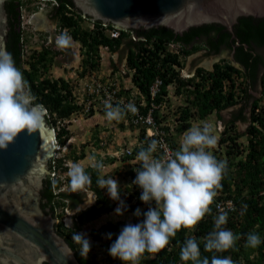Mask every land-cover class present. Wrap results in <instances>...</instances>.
<instances>
[{"label":"trees","instance_id":"16d2710c","mask_svg":"<svg viewBox=\"0 0 264 264\" xmlns=\"http://www.w3.org/2000/svg\"><path fill=\"white\" fill-rule=\"evenodd\" d=\"M59 2L61 4L57 12L59 27L63 35L80 44L79 48L82 55L81 68L78 70V73H75L76 76L74 78H65L51 74L50 69L54 65V56L58 52L46 44H43L41 49L39 47L32 48L24 60H22L23 52L21 46V66L40 105L46 109L50 125L58 127L56 133L59 143L64 144L70 136V131L66 128L65 124H62L61 127L57 124L69 118L75 112L83 110V105L79 103L74 94L78 86V80L83 78L87 72L97 70L100 67L102 60L99 52L100 46H105L110 51H114L118 49L122 39L120 37L114 39L106 35L102 22L99 21L93 20L94 26L91 29H88L86 25L83 27V17L78 14L75 15L66 2L61 0ZM125 36H128V32L122 31L121 37ZM145 36L147 39H151L152 48L150 49L152 51L154 48L155 51L151 53L141 43L134 49H130L127 65L130 68H134L132 76L133 84L127 85L129 87L125 89H120V94L127 99L133 98L132 91L137 89L138 92L134 98H139L138 96L143 97L146 103L143 111H146L152 101L149 96V86L156 77L162 80L160 91L153 99L154 103L160 106L159 108L164 105V102L169 100L168 98H164V96L170 93V86L176 85V93H183L187 103L178 106L179 114L175 120L179 123L175 124L174 129H170L165 124V116L159 108H155L152 111L157 124L169 133V139H167L169 147L172 151H175L179 147L178 136L183 135L193 124V118L212 122L214 130H217L215 122L221 120L224 122L225 129L218 136V145H221L222 149L225 148L224 160L228 162V174L222 181V189L218 191L213 204L210 206L212 209L211 214L206 215L192 230L181 229L176 237L172 238L169 244L159 252L151 254L146 252L140 264H182L179 252L183 241L188 236H194L198 241H201V254L202 256H208L209 259H211L212 255H217L231 257L234 264H264V103L261 102L264 97L255 99L247 116L245 105H242L231 114L230 118L224 119L222 110L234 106L243 100H247L250 96L246 87L240 85L238 90L234 88V79H236V76H240V70L232 65H216L213 72L205 71L206 77H203L202 80H199L196 84L191 82L194 88H187L186 85L190 84V81L181 80L174 73V69L171 68L170 64L167 63L166 65L167 60L174 58H167L168 52L165 50V44L172 38L154 34ZM66 48H69V45L63 47L61 52L66 50ZM160 51L163 52L162 57ZM169 55L172 56L174 54L169 53ZM162 67L168 68L163 70ZM115 73L120 76L117 69H115ZM206 78H210L207 85L205 83ZM117 80L121 81V78L119 77ZM122 85L124 84L122 83ZM168 103H170V100ZM238 120L248 121L249 123L243 133L237 130L235 121ZM123 124H126L127 127L133 130V134L137 136L139 141L132 147L130 152H126L122 156L123 173H120V175L126 178V180L125 182H119L120 198L126 205L124 211L132 214L133 218L131 222L104 221L96 229H91L87 234L94 241H99L102 244H104V241L108 242V248L126 224L141 222L143 220V213L149 208V205L139 199L142 190L132 185V181L136 177L134 169L139 167L135 157L140 147L142 145L146 146L149 141L144 139V127L142 125L136 126L123 122L120 123V127L124 128L125 125ZM85 145L82 144L78 152L71 150L69 154L54 159L57 166H62L63 162L69 158L74 161V165L78 164L84 168L90 174V183L85 187L92 190L96 195L95 203L77 211L73 215L71 226H66L62 220L55 226L57 233L66 238L78 254V246L72 241V233L74 231L81 233L80 230L84 224L104 214L114 212L115 206L118 203V201H113L108 196L106 190L97 187V174L93 169V165L84 166L83 162L86 160ZM92 145L98 149H104L105 147L98 136L95 137ZM215 151L213 152L214 154L220 153L222 150L217 148ZM155 155L162 157L163 153L162 151H157ZM216 158L221 159L217 154ZM116 160V157L106 155V159L100 161L107 164L106 162L114 163ZM62 171L65 175L64 182L59 179H51V202L54 211L56 206L62 208L56 214L57 216H62L66 206L75 207L80 202L78 199L79 194L73 193L70 188L69 168L62 167ZM112 171L119 174V171L116 169ZM105 176L112 175L105 173ZM63 184L67 186L68 191L59 190L56 192L55 189H59ZM220 199H231L233 201L234 208L228 211V222L225 227L239 235L240 239L236 242L234 250L222 253L206 252L203 247V239L213 230V217L219 213L216 209V202ZM137 208L141 210L142 215L140 217L134 215ZM249 232H256L261 237L262 243L255 249L244 246ZM109 234H111L110 239L108 238ZM79 256L81 257L80 254ZM81 258L87 264H100L94 253L92 242L87 258ZM115 264H123V262L117 259Z\"/></svg>","mask_w":264,"mask_h":264},{"label":"clouds","instance_id":"9594fccd","mask_svg":"<svg viewBox=\"0 0 264 264\" xmlns=\"http://www.w3.org/2000/svg\"><path fill=\"white\" fill-rule=\"evenodd\" d=\"M92 21H85V25L88 28H93L94 25H91ZM28 23L30 25V21H28ZM125 32H127V29ZM69 39L71 38L66 35H61L57 38V45L59 47H67ZM100 47H102V50H99L100 56L103 58L105 54L103 50L107 47ZM54 63H56L55 59ZM99 69L100 67L97 70L89 72H98ZM52 72V69H50L51 74ZM126 72L129 73L130 70H126ZM93 76L102 78L105 75L102 77L98 75ZM80 80H78V86L74 94L79 103L83 105V110L77 113L87 112L86 115L89 116L96 114L98 111L105 110V117L107 120H121L125 117V122L130 123L127 114H135L137 112V108L133 102L113 105L110 100H106L104 105H100L96 102L87 105L88 97L83 92ZM119 82L120 85L123 86V80ZM127 85L126 87H129ZM137 92V89H134L132 91L134 95L132 96L135 97ZM138 97L139 98H135L138 102L143 99L141 96ZM262 97H264V87L262 96H260L259 99ZM164 98H168L170 103H168V100L164 102L161 108H159L160 106L157 107L163 112L164 116L165 111L174 110L173 100L179 101V103L177 102L179 106L187 103L183 93H176L175 95L167 94ZM33 101L34 97L31 95L27 81L21 70L16 67L11 54L7 52L0 53V149H7L9 144L13 143L17 136L25 130H27L29 135L39 131L44 123V112L41 110L42 106L35 105ZM182 101H184V103H181ZM261 102L264 103V99ZM236 105H238V103ZM175 111L179 112L178 109ZM246 112L247 111H245V113ZM77 113L75 112L74 114ZM172 114L175 120L178 114ZM164 121L170 129L174 126H170V122L166 121V119H164ZM217 124L223 125L222 128L216 126L218 132L221 133L225 129V125L221 120H218L216 122V125ZM245 129H243V131ZM52 130L54 133L53 151H55L65 146V143H59L55 126H52ZM145 132L146 130L144 127L143 136ZM216 144L217 136L215 135L213 125L209 122L201 121L193 123L183 133L179 147L170 155H165L163 157H157L155 155L159 145L156 139H152L146 146L142 145L140 147L135 157L139 167L134 169L136 177L132 181V185L142 190L139 199L143 203L149 205V208L143 213V220L141 222L136 224L128 223L120 230L119 235L108 249V254L113 259H119L123 264H140L146 252L150 254L159 252L169 244L172 238L176 237L181 229L192 230L206 215L211 214L212 209L210 206L213 204L218 191L222 189V181L228 174V162L223 159H217L211 151ZM120 149L121 151L119 152L122 156L125 155L127 150H131L128 148ZM97 156L99 157L98 154ZM116 156L119 157L118 155ZM56 158L58 157L53 154L52 160ZM104 159H106V157ZM67 166L68 165L64 162L62 166H57L60 167V170L52 174L51 179H59L64 182L65 175L63 174L62 167ZM105 167L106 165L103 161L99 160L95 161L93 165V169L97 174V187L106 190L108 196L113 201H118V207L115 209V213L117 215H123V210L126 208V205L120 198V185L117 179L111 176H105ZM69 177L72 192H79L90 183V174L78 164L74 165L71 169L69 168ZM59 190L62 191L63 189H61V187L55 189L56 192ZM57 208L60 209L59 212L62 210L61 207H55L54 216L56 224L60 222V220L65 224L64 218L56 215L59 213ZM81 209L84 208H77L75 213ZM134 215L140 217L142 215L141 210L137 208ZM213 222V230L203 239L204 251L222 253L234 250L240 236L225 227L228 222V211L223 209L220 210L219 213L213 217ZM88 223L84 224L82 228L88 225ZM65 225L70 226L69 224ZM82 228L80 230L81 233L75 231L72 233V241L78 246L77 251L81 257L86 259L91 250V242L93 245L96 243L100 244V242L94 241L91 238H86V235L82 233ZM108 238H111V234L108 235ZM261 243L262 240L258 233L249 232L246 236L244 246L246 248L255 249ZM69 252L71 253V249H69ZM179 256L182 264H189V262L190 264H234L231 257L212 255L211 259H209L208 256H202L201 241H198L194 236H188L183 241ZM96 257L100 264H106L102 258Z\"/></svg>","mask_w":264,"mask_h":264},{"label":"water","instance_id":"95a60500","mask_svg":"<svg viewBox=\"0 0 264 264\" xmlns=\"http://www.w3.org/2000/svg\"><path fill=\"white\" fill-rule=\"evenodd\" d=\"M92 20L162 35L184 45L204 39L208 46L231 47L232 58L250 77L264 70V0H61ZM18 0H0V53H10L40 105L21 66ZM44 123L21 132L0 149V264H87L55 230L52 205L54 133ZM71 249V253L69 252Z\"/></svg>","mask_w":264,"mask_h":264},{"label":"rangeland","instance_id":"374dc122","mask_svg":"<svg viewBox=\"0 0 264 264\" xmlns=\"http://www.w3.org/2000/svg\"><path fill=\"white\" fill-rule=\"evenodd\" d=\"M42 6V5H39ZM41 13L42 18L44 19L46 23H44V21L41 19L39 20V22L41 21V24H45L47 26V29H51V34L52 36L50 37L49 40L47 39L48 33H44V32H40V31H35V33L31 30V28H33V26H30L29 24V30H27V32L31 35L28 38V43L25 45L26 50L30 51L33 47L38 46L39 44H47L50 45L53 49H55V47H58L57 45V38L60 37L61 35H63V33L61 32V30H53V24L47 20L46 18V10H39L38 15ZM29 13H27L26 15V21L30 20V18H32V14H30L28 16ZM52 21V20H51ZM35 22H32V25H34V27H40V26H36ZM37 22V24L39 23ZM28 23V22H27ZM85 24V23H83ZM27 25V24H26ZM69 48H66V58L61 57H56V60L58 59V61H56V63H53V67L52 69V74L54 76L56 75H63L64 77L66 76V78H74L76 76V72L78 73V70L81 68L80 64H79V58L80 56L77 57V60L74 61V57H73V53L76 51V47H74L76 45L75 41H73L72 39H69ZM114 57L113 60V65L111 64V56H109V54H106L104 56V58L101 60L100 62V69L94 72H88L86 74V76L84 78H82L80 80V84H83V82L85 80H87V78H89L91 75H98V76H103L106 75V72L109 71V69H111V67H113L114 69L118 70V67H116V65L123 66L124 62H123V55H120V53L117 51L115 52L114 56H112V59ZM120 59L122 63H120ZM115 61V62H114ZM123 68H126L125 66ZM126 69H124V73H119L120 75L125 74ZM121 78V77H120ZM122 80V79H121ZM80 96V95H79ZM179 101L177 100H173L172 103L174 104V110L172 111H165V117L164 119H166V121L170 122V126L174 125L171 127V129H174L175 124H178L179 122L174 120V116L172 113L175 114H179L178 111H175L178 109V103ZM181 103H184V101H182ZM87 112L83 113H77L72 115L69 119L64 121L59 122L57 125L58 126H62V124L66 125V128L70 131V136L68 137V139L65 141V146L61 147L58 150L53 151V154L57 157L61 156V155H67L69 154V152L75 151L78 152L79 148H81L80 146L82 144H86L84 146V151L86 153V160L85 162H83L84 166L86 165H94L95 161L97 160H102L107 156H111V157H116L117 158V162L115 161L114 163H108L106 167L104 168V173L112 175V178H115L118 180V183L120 181L125 182L126 178H123L120 173H123V162H122V154L119 152L121 151L120 148L124 149V148H128V149H132V147L134 145H136L138 143V139L137 136L135 134L132 133V129L127 127L126 124L124 128L120 127V123H123L126 121V118L124 117L121 120H114V121H109L106 119L105 117V110H101L98 111L96 114L93 115H86ZM246 115H248V111L246 112ZM218 121V120H217ZM216 121V122H217ZM197 122H201V120L195 119L193 118V123H197ZM215 122V128L217 129V127L222 128L223 125L222 124H217L216 125ZM210 123V122H209ZM212 123V122H211ZM240 124L243 125L242 128V132L243 129H245V127L248 124V121H244L241 122ZM217 126V127H216ZM52 128V126H51ZM56 131L58 130V127H55ZM131 131H130V130ZM241 130V129H240ZM220 132H218V129L215 130V135L217 136V144L214 146L213 149H211L212 152H216L215 150L217 148H220V150H222L220 153H216L217 156H219L221 159H225V153L224 150L225 148L222 149L221 145H218V136H219ZM98 136L99 139H102V144L105 145L104 149H98L96 146H93V142L95 141V137ZM182 135L178 136V142L180 143ZM97 154L99 155V158L97 157ZM216 154L213 153V155L216 157ZM116 155H118L119 157H117ZM64 163H66L70 169L74 166V161H72L71 159L67 158ZM116 169L119 171V174L117 172H113L112 170ZM112 171V172H111ZM61 189H63L64 191H68V188L65 184L61 185ZM73 193H78L79 194V204L75 207H70L69 205L66 206V208H64L63 210V214L62 217L64 218V222L65 224H69L71 226V223L73 222V213H75L77 208H85L88 207L89 205L93 204L95 202L96 199V195L95 193L90 190L89 188L84 187L83 189H81L79 192H73ZM116 208L118 207L117 205L115 206ZM115 208V209H116ZM115 209L114 212L110 213V214H104L103 216L99 217L98 219L88 223V225H86L85 227L82 228V233H84L86 235V238H89V236L87 235L88 231H90L93 228H96L100 223L104 222V221H113V222H131L132 220V214L126 212L123 210V215H117L115 213ZM59 208H57V211L59 212ZM71 222V223H70ZM102 243H96L94 244L95 248V253L96 256H98L99 258H102L104 262H106V264H115L117 259H113L109 254H108V242H103Z\"/></svg>","mask_w":264,"mask_h":264},{"label":"flooded vegetation","instance_id":"af4514ba","mask_svg":"<svg viewBox=\"0 0 264 264\" xmlns=\"http://www.w3.org/2000/svg\"><path fill=\"white\" fill-rule=\"evenodd\" d=\"M18 5L20 8V14H21L20 40H21V46H22V52H23L22 60H24L27 58V56L30 53V51H27L25 47V45L28 43L27 42L28 38L31 36L27 32V30H29V25H28L29 23L27 22L30 21V26H33V28H31L33 32L40 31V32L48 33L46 40H49L50 37L52 36L51 29H47V26H46L47 22L44 21V19L41 16V13L38 15V12L39 10H46V17H47L46 19L49 20L53 24V30H61L59 27L58 16H57V12L61 4L59 0H18ZM39 5H42V6H39ZM70 8L75 13V15L78 14L81 17H83L84 20L82 21V24L85 23V21L86 22L90 20L92 21V18L88 17L82 12L76 10L75 8L71 6ZM27 13H29L28 16L32 14V18H30V20L28 21H26ZM41 19L44 21V23H46V25L44 23L41 24V21L39 22V20ZM34 21H36L35 25L40 26V27L35 28L34 25H32V22ZM37 22L39 23L37 24ZM84 25L85 24H83L82 26L84 27ZM88 29H91V27H89ZM127 32H128V36H125L123 38L120 36V38L122 39V42L120 46L118 47V49L114 51H110L108 48H105L103 51L105 52L104 56L106 54H109V56H111L112 65L114 64L113 63L114 57L112 59V56H114L115 52L118 51L120 55H123V58H122L124 62L123 66L121 65L120 67L116 65V67H118V70H117L118 73H122V72L124 73V69L130 70L129 73L125 72V74L119 76L118 74L116 75L115 69L111 67V69H109V71L106 72L105 76H109V77L116 76V78L121 77V79L124 82V85L129 84L130 86L133 84L132 76L134 74V68H130L127 65L128 63L127 57L130 53V49H134L135 47H137L138 44L141 43V45L146 46L151 51L150 48H152V45H151V39H147L145 35H139L135 39H133L131 35H134V32L131 29H127ZM75 43L76 45L74 47H76V51L73 53V57L75 61L77 60V57L80 56L78 60L80 64L81 58H82V55L80 53V48H79L80 44L78 42H75ZM36 47H39L41 49L43 46L39 44ZM53 50L58 52L54 56L55 61H58V59L56 60V57L58 56L59 57L62 56L63 58H66V53H65L66 50L61 52L63 50V47L58 46V47H55V49ZM99 50L101 51L102 47H99ZM165 50L166 52H168L167 53L168 56L166 55L167 58L174 57L172 59L167 60L166 65L167 63L170 64L171 68L174 69V73L177 75L178 78L184 81H188V82L190 81V84L186 85L187 88H194L193 84H196L199 80H202L203 77H206L205 71L213 72L216 65H232L236 69L240 70V73H239L240 76H236L235 77L236 79H234L235 90H238L240 85H242L243 87L247 88L248 94H250L247 100H243L242 102L238 103L240 105H236L233 107H235V109H238L241 105H245V111L249 112L251 109V105L255 101V99H259V97L262 96L264 70L257 78L248 76L244 65L240 62L235 61L232 58L231 47L220 46L215 49H212L208 46V44L206 43L204 39H201L199 41H194L191 44L184 45L178 39L172 38L169 42L165 44ZM153 51H155L154 48L151 51V53ZM160 52H161L160 54L162 57L163 52L162 51ZM169 53H172L174 55L170 56ZM122 59H120V63H122L121 62ZM124 66L126 68H123ZM162 68L163 70H165L168 67H162ZM241 73L243 74L241 75ZM156 78H159V77H156ZM209 80L210 78H206V81H205L206 85L208 84ZM191 82H193V84H191ZM241 82L243 83L240 84ZM169 91L170 93H167V94L175 95L176 85L170 86Z\"/></svg>","mask_w":264,"mask_h":264},{"label":"built area","instance_id":"2783aa9c","mask_svg":"<svg viewBox=\"0 0 264 264\" xmlns=\"http://www.w3.org/2000/svg\"><path fill=\"white\" fill-rule=\"evenodd\" d=\"M93 26V23L91 24ZM104 32L112 38H118L122 30L126 31V29H122L120 27L111 25L109 23H102ZM133 39H135V35H131ZM162 84V80L160 78H155L154 81L149 86V96L152 99L146 111H143L142 107L146 105L144 99L139 102L133 97L127 99L125 96L120 94V89L127 88L126 85L121 86L119 80L115 76L112 78L109 76H104L102 78L91 75L87 80H85L82 84V89L84 94L88 97L87 105H90L92 102H96L100 105H104L106 100H110L113 105L118 103L126 104L128 102H133L137 108V112L135 114L128 113L127 117L129 122L134 125H142L145 127V139L150 141L152 139H156L159 142L157 151H162L163 156L170 155L173 151L169 147L168 140L169 133L162 129V127L157 124L155 121L152 111L158 107L153 101L154 97L158 95L160 91V86ZM134 95V93H132ZM146 112V113H143ZM127 152H130L127 150ZM162 156V157H163ZM53 164V172L55 174L56 171L59 172L60 167H57L55 160H52ZM234 208L233 201L231 199H220L216 202L217 211L227 210L231 211Z\"/></svg>","mask_w":264,"mask_h":264},{"label":"crops","instance_id":"0c3cea01","mask_svg":"<svg viewBox=\"0 0 264 264\" xmlns=\"http://www.w3.org/2000/svg\"><path fill=\"white\" fill-rule=\"evenodd\" d=\"M240 105V104H238ZM237 109H235V107H228L224 110H222V116L224 117V119H228L230 118L231 114ZM224 123V122H223ZM236 125H237V130L239 132H242V128H243V125L240 124V121H235ZM241 129V130H240Z\"/></svg>","mask_w":264,"mask_h":264}]
</instances>
